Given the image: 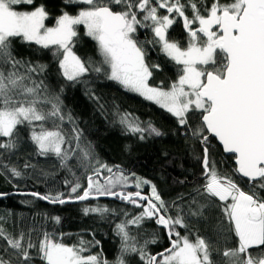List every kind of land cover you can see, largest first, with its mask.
Instances as JSON below:
<instances>
[{"label":"snow or ice","instance_id":"snow-or-ice-1","mask_svg":"<svg viewBox=\"0 0 264 264\" xmlns=\"http://www.w3.org/2000/svg\"><path fill=\"white\" fill-rule=\"evenodd\" d=\"M63 4L53 17L37 0H0V172L22 176V170L3 160L15 154L24 130L39 157L55 158L60 170L73 177L63 181L67 192L28 193L33 198L64 205L112 197L141 210L132 215L99 203L82 208L85 216L124 217L113 229L120 240L113 261L102 250L91 251L100 246L94 234L91 241L65 243L71 233H57L54 227L62 218L44 212L15 235L0 226L5 244L0 264H218L217 257L224 264H264V0H63ZM50 19L51 25L46 23ZM177 24L187 34L186 46L170 39ZM80 26L95 42L98 60L78 54ZM16 41L50 51L65 84L83 85L85 94L97 102L89 85L103 76L169 113L204 145V183L169 203L155 184L126 174L119 165L101 162L91 144L82 145V130L64 112V87L56 92L45 83L47 64L18 58ZM157 47L178 66L177 78L167 86L163 81L151 83L161 65L148 62V50ZM117 115L124 131L141 140L163 134L152 122L145 124L131 113ZM66 119L72 124L70 133L63 129ZM212 139L234 156L232 174L219 171L210 159ZM23 168L35 170V165L26 162ZM237 175L247 182V191L234 178ZM145 185H150V194L143 193ZM213 220L214 233L194 228ZM146 221L164 230L169 246L163 251H149L160 237L158 232L149 237L141 231Z\"/></svg>","mask_w":264,"mask_h":264},{"label":"trees","instance_id":"trees-1","mask_svg":"<svg viewBox=\"0 0 264 264\" xmlns=\"http://www.w3.org/2000/svg\"><path fill=\"white\" fill-rule=\"evenodd\" d=\"M37 3H45L53 17L59 15L60 9L64 7L63 0H37ZM66 10L74 13L76 8ZM53 22L50 19L46 23L51 25ZM79 32L80 37L76 48L78 54L92 56L98 60L95 42L84 35L83 26H80ZM139 37L142 40L145 38L143 30L139 32ZM170 39L177 40L182 46H186L188 37L182 26L177 24L170 30ZM14 47L18 58H28L33 62L49 66L48 72L43 77L45 83L56 92L61 86L64 87L65 90L61 96L64 112L70 113L79 129L82 130V145L91 144L96 157L101 162L119 165L126 174L134 173L137 177L155 184L161 197L169 203L176 201L182 195L187 196L194 188L204 183L202 179L204 145L197 137L191 135L190 129L180 127L177 120L165 110L145 100L139 94L125 90L116 82L106 80L103 76L93 78V83L89 85L99 97L97 102L85 94L83 85L73 87L65 84L56 70L57 66L50 51L22 44L19 41L14 43ZM147 60L150 64L161 65V70L154 72V79L151 80L153 86L159 85L161 81L167 86L177 78L178 66L164 57L158 47L149 48ZM117 113H131L145 124L150 121L163 134L141 140L138 135L124 131L118 123ZM71 128L72 124L66 119L63 124L64 131L70 133ZM209 157L216 162L219 171L233 173L234 158L225 155L215 139L210 141ZM3 162L18 167L23 173L21 177L15 178L8 173L0 172V193L8 194L5 198H0V226L7 233L15 235L21 229L27 230L32 225L34 217L39 219L38 213L59 215L62 222L54 226L55 230L57 233H71L70 236L64 237L65 243L76 244L81 238L91 241L94 234L95 239L100 241V246L92 248L91 251L96 253L102 250L103 256L109 261L116 259L120 240L113 229L115 224L124 217L110 215L101 219L94 214L85 216L82 208L99 203L115 208L118 212L124 211L132 215L138 214L141 209L115 198L52 205L37 200L31 195L12 194L67 192L68 188L63 181L73 178L67 170H60L55 158L39 157L24 130L20 132V144L17 151L14 155L6 156ZM26 162L35 165V170L24 169L23 165ZM72 167L76 175L80 176L81 171L77 170L74 164ZM45 173L47 175H44ZM234 178L245 191L248 190L245 179L240 178L239 175ZM127 190L136 191L135 187H129ZM143 193L150 194V185L143 187ZM24 201L31 203H24ZM173 214H175L174 211ZM215 224L216 221L213 220L211 224H195L194 228L202 232L214 233ZM49 230H53L51 224H49ZM141 231L149 234V237L152 232L159 233L158 243L149 245V251L153 254L169 246L164 230L158 228L153 221H146ZM4 246V241L0 240V249ZM219 247L222 250L224 246L220 244ZM217 261L218 264H224L221 257H217Z\"/></svg>","mask_w":264,"mask_h":264},{"label":"water","instance_id":"water-1","mask_svg":"<svg viewBox=\"0 0 264 264\" xmlns=\"http://www.w3.org/2000/svg\"><path fill=\"white\" fill-rule=\"evenodd\" d=\"M217 141V140H216ZM217 143L219 144V142L217 141ZM219 146L221 147V149H222V145H220L219 144ZM222 151H223V149H222ZM224 153V152H223ZM225 155H228V156H232L233 158H234V156L232 155V154H227V153H224ZM235 164V163H234ZM236 167V166H235ZM240 177V176H239ZM240 178H242V177H240ZM242 179H244V178H242ZM12 194H24V195H29L28 193H12ZM7 196V195H6ZM6 196H3V197H0V198H5ZM111 199L112 197H101L100 199ZM90 200H94V199H90ZM73 203H80V202H73ZM66 204H68V203H66Z\"/></svg>","mask_w":264,"mask_h":264}]
</instances>
